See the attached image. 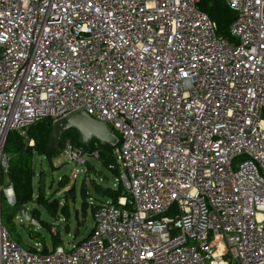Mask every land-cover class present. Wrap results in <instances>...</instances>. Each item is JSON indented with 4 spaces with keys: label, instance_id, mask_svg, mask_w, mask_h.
Here are the masks:
<instances>
[{
    "label": "built area",
    "instance_id": "built-area-1",
    "mask_svg": "<svg viewBox=\"0 0 264 264\" xmlns=\"http://www.w3.org/2000/svg\"><path fill=\"white\" fill-rule=\"evenodd\" d=\"M223 1L228 38L198 0H0V175L9 133L82 109L117 132L123 190L42 252L0 181V264H264V0Z\"/></svg>",
    "mask_w": 264,
    "mask_h": 264
},
{
    "label": "rangeland",
    "instance_id": "rangeland-1",
    "mask_svg": "<svg viewBox=\"0 0 264 264\" xmlns=\"http://www.w3.org/2000/svg\"><path fill=\"white\" fill-rule=\"evenodd\" d=\"M22 134H25V132ZM68 153L60 151L51 160L45 156L33 155V200L25 205L29 214L33 209L38 211L40 220L50 224L51 233L47 232L45 228H41L40 224L37 226L23 221L15 212L16 217L13 221L8 219V223L5 224L4 222V224L8 226L12 234H19L20 244L25 248L40 243L41 246L45 244L48 249L51 247L50 235L56 234H59L60 244L65 248H70L74 243L85 238L93 226L91 208L88 207L85 212L81 208L83 202L81 191L83 187L89 193L86 202L91 203V205H94L98 200L96 198L99 197L94 192L91 181L103 186L118 188L114 184L115 176L104 168L99 160L87 156L86 153L83 156L84 161L74 160ZM87 164L92 168L91 170L87 169ZM6 183L7 180H4L2 184L5 185ZM38 186L41 187V193L43 194L41 201L56 203L58 208L65 207L67 212L59 210L57 217L51 216L47 212L46 206L35 200L38 194ZM10 207L12 205L3 199L2 211H8ZM31 218L33 217L31 216ZM29 229L38 231L39 234H35L34 237L30 234Z\"/></svg>",
    "mask_w": 264,
    "mask_h": 264
},
{
    "label": "trees",
    "instance_id": "trees-1",
    "mask_svg": "<svg viewBox=\"0 0 264 264\" xmlns=\"http://www.w3.org/2000/svg\"><path fill=\"white\" fill-rule=\"evenodd\" d=\"M198 7L207 14V16L216 24L217 33L223 37H229L228 27L233 19V12L230 10L223 0H198ZM52 120L50 119H42L36 121L31 124L25 134H20L18 132H11L8 134L4 151L8 157V167L7 172L0 175L1 183H4V180H7L12 186L14 193L15 205L17 204H27L29 201L33 200V189H32V179L34 175V170L32 167L33 164V155L37 154L40 156H45L50 159L56 156V152L50 149L47 146L49 133L51 130ZM113 129V128H112ZM115 134L118 136L117 132L113 129ZM69 139L71 144L75 147H79L83 149L84 152H91L93 150L97 151L96 159L99 160L104 168L110 171L112 175L115 177L118 174V168L115 164V160L113 157V150L117 148L111 147L108 144H101L98 141L92 139V141L84 146L78 142V137L75 130L70 129L61 138L59 144V152L63 149L65 141ZM32 140V144H29V141ZM87 169L91 170L92 168L87 164ZM91 186L94 192L101 198L97 197L94 205L86 202V198L89 197V193L85 187H83L81 194L83 198V202L81 203L82 211L85 212L87 208H91V216L93 209L97 202H101L102 199H111L116 201L119 196L122 195L123 190L120 186L117 189L103 186L99 183H94L91 181ZM43 194L41 193V187L38 186V194L35 197V200L42 205H45L47 208V212L53 216L57 217L58 211H66L65 207L58 208L56 203H44L42 199ZM31 216L34 220L39 221V226L41 228H45L47 232L50 231V224L40 220L38 217V211L33 209L30 211ZM1 217L3 226L8 230L11 237L18 242L21 243V239L19 234H12L11 230L5 224L8 221H13L16 217V213L14 211V207H10L8 211L1 210ZM9 219V220H8ZM5 222V224H4ZM33 229V228H32ZM29 229V232L32 236L35 237V234L38 235L39 232ZM91 230V229H90ZM90 233V232H89ZM88 233V234H89ZM87 234V236H88ZM51 238V247H55L60 244L59 234L50 235ZM84 239V238H83ZM21 245V244H20ZM23 246V245H22ZM25 247V246H24ZM29 249H34L33 246H28ZM45 244L42 245V252H47Z\"/></svg>",
    "mask_w": 264,
    "mask_h": 264
},
{
    "label": "water",
    "instance_id": "water-1",
    "mask_svg": "<svg viewBox=\"0 0 264 264\" xmlns=\"http://www.w3.org/2000/svg\"><path fill=\"white\" fill-rule=\"evenodd\" d=\"M70 129L75 130L78 142L84 146L88 145L92 139L101 144H108L111 147H116L119 141L111 126L91 117L86 111L79 109L52 122L47 146L56 153H59L61 138ZM10 205L14 207V211L23 221H27L32 225H39L37 220L31 218L26 205H15V201L10 203Z\"/></svg>",
    "mask_w": 264,
    "mask_h": 264
}]
</instances>
